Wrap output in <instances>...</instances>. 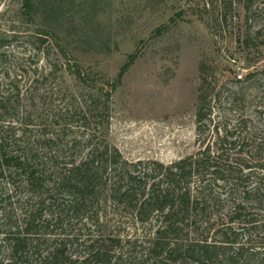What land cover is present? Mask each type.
I'll use <instances>...</instances> for the list:
<instances>
[{"label":"trees","instance_id":"1","mask_svg":"<svg viewBox=\"0 0 264 264\" xmlns=\"http://www.w3.org/2000/svg\"><path fill=\"white\" fill-rule=\"evenodd\" d=\"M262 1L204 0L195 12L217 37L243 20L239 40L258 49ZM43 34L52 41L0 47V264H264V68L218 88L203 63L197 151L130 161L109 138L114 93L139 54L111 79Z\"/></svg>","mask_w":264,"mask_h":264},{"label":"rangeland","instance_id":"2","mask_svg":"<svg viewBox=\"0 0 264 264\" xmlns=\"http://www.w3.org/2000/svg\"><path fill=\"white\" fill-rule=\"evenodd\" d=\"M30 1L32 10L27 0H0L1 51L18 52L33 35L52 41L43 34L50 31L64 40L71 59L111 79L129 55L139 54L114 93L109 138L130 161L170 164L197 151L195 114L203 63L219 79L218 88L264 68V46L244 45L243 33L239 40L243 20L215 36L208 16L195 12L204 0ZM181 11L185 15H177ZM165 23L169 30L157 36ZM45 59L41 56L40 62L49 67ZM51 59L56 60L53 53Z\"/></svg>","mask_w":264,"mask_h":264},{"label":"built area","instance_id":"3","mask_svg":"<svg viewBox=\"0 0 264 264\" xmlns=\"http://www.w3.org/2000/svg\"><path fill=\"white\" fill-rule=\"evenodd\" d=\"M242 78H243V76H242V75H239V76H238V79H242Z\"/></svg>","mask_w":264,"mask_h":264}]
</instances>
